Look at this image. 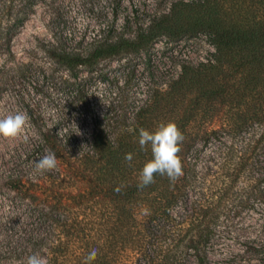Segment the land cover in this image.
<instances>
[{
    "label": "trees",
    "instance_id": "16d2710c",
    "mask_svg": "<svg viewBox=\"0 0 264 264\" xmlns=\"http://www.w3.org/2000/svg\"><path fill=\"white\" fill-rule=\"evenodd\" d=\"M202 34L211 44L203 58L185 60L165 85L111 109L86 144L54 129L42 133L58 169L13 178L29 208L23 234L0 250V264L32 254L49 264H86L92 249L91 264H209L226 194L264 170V0H173L133 36L102 35L85 52L56 48L52 55L74 71L162 37ZM168 122L185 136L184 175L174 185L156 175L141 189L140 172L153 156L150 146L140 148L139 129Z\"/></svg>",
    "mask_w": 264,
    "mask_h": 264
},
{
    "label": "rangeland",
    "instance_id": "374dc122",
    "mask_svg": "<svg viewBox=\"0 0 264 264\" xmlns=\"http://www.w3.org/2000/svg\"><path fill=\"white\" fill-rule=\"evenodd\" d=\"M172 1H0V118L17 111L29 118L26 142L0 137V250L16 244L24 232L29 207L12 181L37 173V162L48 152L44 131L54 129L86 144L95 123L111 109L145 98L154 85L176 76L182 62L203 58L211 44L203 34L162 37L142 51L74 71L52 51L85 52L102 35L133 36ZM254 174L226 194L209 264H264V170Z\"/></svg>",
    "mask_w": 264,
    "mask_h": 264
},
{
    "label": "clouds",
    "instance_id": "9594fccd",
    "mask_svg": "<svg viewBox=\"0 0 264 264\" xmlns=\"http://www.w3.org/2000/svg\"><path fill=\"white\" fill-rule=\"evenodd\" d=\"M102 99V98H101ZM29 127L28 116L20 111L0 118V137L9 141H27L26 135ZM185 136L175 122L161 123L154 132L144 128L139 129L138 143L142 150L151 148L153 159L145 163L139 175L138 187L143 189L155 183L156 175L167 176L174 185L175 182L184 175L182 159L179 153ZM125 160L129 163L133 160V155L128 153ZM58 169V160L53 152L46 154L37 162L35 172L46 173ZM117 192L120 188L116 189ZM145 215L149 214L145 210ZM98 250L92 249L86 257V264H91L97 258ZM13 264H49L46 255L32 254L24 261Z\"/></svg>",
    "mask_w": 264,
    "mask_h": 264
}]
</instances>
